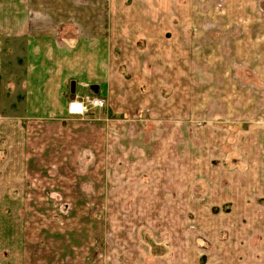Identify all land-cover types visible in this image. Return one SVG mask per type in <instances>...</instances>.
<instances>
[{
  "label": "rangeland",
  "instance_id": "rangeland-1",
  "mask_svg": "<svg viewBox=\"0 0 264 264\" xmlns=\"http://www.w3.org/2000/svg\"><path fill=\"white\" fill-rule=\"evenodd\" d=\"M49 3L46 9L39 10L35 7L27 8L25 0H0V43L3 46L6 45L4 70L0 76V184L3 185L0 188L14 186L9 184L6 174L9 170L15 169L16 163L13 162L15 156L20 157V149L14 148L20 140L17 143L15 140L20 138V132L24 139L27 132L28 164L21 156L20 170L27 169L28 175H25V179L17 180V184L21 183L17 185L15 191L27 188L28 198L32 203L30 210L23 211L22 214L17 210L0 211V264H17L16 259H9L12 248L10 250L8 243H4L3 237H12L21 233L29 236L28 243H25L29 248L28 264H38L36 257L46 256L43 253L50 252L49 250H54L57 254L60 249H66L72 253L68 255L69 259H66L67 256L62 258L63 264L69 261H72V264H75V261L76 264H83L84 255L77 256L76 251L85 250V246L90 244V242L87 244L90 238H92L95 256L102 259V251L107 245V236L114 230L113 223L117 221L115 215L117 213L112 209V203L106 193L107 179L100 180V165L103 164L100 163V151H104L106 164V153L113 148L118 158L125 153L124 151H132L128 152L129 155L127 153L129 158L135 161L147 158L148 162L149 160L152 162L148 166H151L154 171L159 169L162 173L164 170L166 174L173 175L167 180L171 184L165 183L163 186L172 198L176 197L178 182L186 183V187L191 191L190 196L194 194L200 201L205 200L204 204L209 203L213 198L218 199L219 191L224 193L240 186L248 187L250 201L264 205V47L261 49L260 42L257 50L249 52L251 54L249 58L246 57L248 53L246 50L235 49L233 53L220 51V54H225L228 58L233 56V64L228 63L229 65L225 67L227 69L225 76L234 81L232 86L229 83H223V80L219 81L217 90L211 92L216 99L186 98L184 100L186 116L177 118L171 115L168 119L165 109L167 108L169 113L176 111L173 105V93L176 87L173 83L165 85L163 82L164 85H162L160 82L162 73L158 62L161 59V51L159 49L152 51V61L156 64H153L151 68L143 67L146 60L151 61L150 56L145 52L147 41L143 39L144 37L135 38V34L130 33L135 29L129 28L127 34L118 37L119 45L116 49L106 51L103 58L110 74L112 71L120 73L118 80L102 83L106 86V94L101 96L106 99L107 105L90 111L86 116L67 117L63 112L60 115L42 116L40 114L38 117L43 118L41 119L24 113L26 109H24L25 103L22 101V96L14 97V93L22 92L24 85L22 81L28 75V66L24 64L28 50L24 47V39L21 35H6L8 15L11 11L14 16L22 12L26 16L25 20L29 19V21H37L44 17L47 20V26H45L50 30L60 26L61 33L51 34L62 42L58 50L60 59L65 58L61 49H67L66 46L69 45L78 46L84 40L91 38L84 33L82 24L75 23L73 28L70 19L63 16L68 11H75L77 16L79 14L84 16L85 12H88L81 9L85 6L84 3H73L72 0L69 4L63 3L58 20L56 17L52 19L53 16L49 13L51 12L49 9L55 8L58 11V7L53 6V2ZM97 5L99 8L92 9L95 12L94 22H100V2ZM101 5L104 10L102 13L106 16L110 0L109 3L105 1ZM163 5L168 14L164 21L169 28L161 36L153 34L152 43L159 45L162 43L164 48L168 45V54L174 63L170 69H173L176 74L177 61L184 59V51L178 47V37L181 33L178 17L179 2L167 0ZM93 6H95L94 3ZM119 6L123 12H134L133 10L140 9L132 0H124V4L121 2ZM169 17L171 21H168ZM74 20V18L71 19L72 22ZM13 21L21 20L13 19ZM205 25L208 24L205 23ZM160 27L159 24V29ZM97 37L100 40V35ZM257 53L259 56L256 55ZM185 55L192 57V53L186 50ZM75 58L78 66L79 53ZM187 59L186 57L185 60ZM217 61L210 60L215 63ZM208 69L209 67L206 66L205 70ZM151 70L152 73L145 72ZM190 72L189 69L185 70L186 78ZM172 74L174 76L173 72ZM76 76L81 78L78 73ZM77 77L67 78L63 84L65 90H60L63 97L65 92L67 95L70 94L75 81L77 87L74 84L76 91L73 99H83L91 94L89 85L84 80L81 81L82 78ZM244 77L245 81L242 80ZM214 84L211 83V86ZM84 88L90 91L83 93ZM7 93L12 94L10 101H6ZM186 94L189 93L186 92ZM23 96L25 97L24 93ZM71 100H68L67 106ZM162 106L164 113L160 111ZM191 108L198 110L200 114H193ZM178 119L182 124V130L168 129V126L173 127ZM118 125L121 126L120 130ZM100 134L104 136L102 150H100ZM160 135L163 139L166 138L165 135L168 136L166 139L170 142L166 148L157 145ZM11 155L13 163L8 162ZM151 157L154 161L148 159ZM178 162L184 164L183 180L175 178V174H179L175 172ZM108 169L112 170V165H109ZM144 177L151 178V174L148 171L145 174L141 173L134 181L142 183L143 180H147L151 183V179ZM109 182L108 184L112 187L114 180L109 179ZM157 182L158 180L155 181L154 186H157ZM37 188L44 193V196L39 198V202H36ZM256 188L262 191L256 193ZM165 196L164 190L163 193L152 195L153 203L148 205L149 201L146 197L142 198L140 194H137L134 200L123 202L122 205L125 204L121 209L122 217L132 216L133 226L127 228L130 231L126 235L133 236V231L142 236L144 241L145 237H148L150 243L147 245H151L153 253L158 257L161 253L160 248L164 249L166 245L171 256L176 239L175 237L173 239L172 235H177V222L183 213L181 211L178 213L176 209L161 210L160 198L165 203ZM229 202L231 201L224 198L222 208L219 206L215 208L217 206L215 205L210 211H200L199 218L204 221L200 228L196 226V221L198 225L196 213L190 211L184 213L186 231H191L190 236L194 237L191 242L196 248V252L191 254L190 251L189 256L186 255L190 257L187 264H211L208 259V232L210 231L208 222L211 221L212 225L215 222L214 214L219 213H224L230 220L241 219L240 214L234 215L237 213L234 203ZM133 203L146 209H135ZM170 204L169 199V206ZM248 213L251 216L246 217L245 221H251L256 225L258 219L264 221V210ZM10 219L15 223H12ZM154 220L163 221V225L157 223L158 225L148 226L146 224ZM17 222L21 223L22 229ZM26 224H28L27 227ZM165 224L169 225L168 232ZM162 236H165L168 243L164 244ZM14 244L19 249L20 244ZM121 245L128 250L133 247L131 241ZM13 248L16 247L13 246ZM2 250L7 252V256L1 253ZM66 250L61 251L62 256L66 254ZM173 254L175 259V250Z\"/></svg>",
  "mask_w": 264,
  "mask_h": 264
},
{
  "label": "crops",
  "instance_id": "crops-1",
  "mask_svg": "<svg viewBox=\"0 0 264 264\" xmlns=\"http://www.w3.org/2000/svg\"><path fill=\"white\" fill-rule=\"evenodd\" d=\"M72 1L73 3H84L85 6L81 7V9L88 12H85L84 16H80V14L77 16L75 11H68L67 14L63 16L70 19L69 21L73 24V28L75 27V23L78 25L79 23L82 24L81 28L84 33L91 36V38L84 40L78 46L73 47L69 45L66 46L67 49H61L65 57H62L63 59H60L58 51L60 49L59 45H62V42L60 39L57 40L51 36V34H55V32L56 34L61 33L59 30L60 26L53 27L52 30H50L46 27L47 20L44 17L37 21H29V19L25 20L26 16L22 12L14 16L13 11H11L7 18V25L5 28L6 35H21L24 39V47L28 50V55L24 63L28 66V75H24L22 92L19 91L14 93V97L18 98L22 96L24 99H22V101L25 103L24 109H26L24 113L37 116V118H41L38 117L40 114L42 116H46L47 114L60 115L63 112H65L67 117L70 116L67 112L66 104L69 99L71 100L75 97L74 92L76 89L74 88L73 90L72 87L70 94L68 93L67 95V92H65L64 97L60 93V90H65L63 84H65V81L70 76L77 77L76 73L82 78L77 77L78 79H81V81L84 80L87 85H89L91 92L93 91L99 96L105 95L106 86L102 83L118 80L120 73L112 71L110 74L103 58L106 51H114L116 49L117 45H119L117 44L119 42L118 37L127 34L129 28L135 29V31L130 32L132 35L135 34V38L144 37L143 39L147 41L145 52L150 56L149 59L151 61L146 60L143 67L148 68L150 66L151 68L153 64H156L152 61V51L158 49L161 51L160 62L157 61L162 73L160 82L162 85H164L163 82L165 85L173 83L176 87V91L173 93V105H175L176 114L169 113L166 108L165 113L168 119L171 115L177 116V118L186 116V108L184 107V100L186 98L191 100L200 98H206L208 100L216 99V96L211 95V92L217 90L216 88L218 87L219 81L223 80V83H229L232 86L234 81L225 76L227 72L225 67L229 65L228 63L233 64V56L228 58L225 54H220V51L225 53L229 51L233 53L235 49L246 50L248 52L246 57L249 58L251 57L249 52L257 50L259 42L261 44V49L264 47V0H178V17L181 25L178 47L183 49L184 59H182V61H177V71L175 74L173 69H170L174 63L170 60L168 45L164 48L162 43L160 45L158 43H152L153 34L161 36L169 28L166 21H164V18H166L168 14L166 13L163 3L167 0H132V2L140 8L138 10H133L134 12H123L119 9L121 8L119 4H121V2L124 4V0H110V7H108L106 16L102 13L104 10L101 3L105 1L109 3V0ZM25 2L27 8L35 7L39 10L40 8L43 10L46 9L45 7L50 4L49 2H53V6H57L58 11L55 10V8L49 9V11H51L49 13L50 16H53L52 19L56 17V20H58V17L61 16L60 7H62L63 3L69 4L71 0H25ZM99 2L101 13L100 22H94L95 12H93L92 9L99 8L97 5ZM93 3L95 6H93ZM73 18L75 19L74 22L71 21ZM13 19H20L21 21H13ZM168 21H171L170 17ZM205 23L208 25H205ZM159 24L161 25L160 29ZM98 35H100V40L97 37ZM5 48L6 45L3 46L0 43V76L4 70ZM185 50L191 52L192 57L190 55L186 56ZM76 52L79 53L78 66L76 65ZM256 55L259 56L258 53ZM186 57L188 58L187 60H185ZM211 59H216L218 61L216 63L210 62ZM206 66L209 67L208 70H205ZM187 69L191 72L186 78L185 70ZM145 72L152 73V70ZM242 80L245 81V77L242 78ZM73 83H75V87H77L76 81ZM211 83H215L214 86H211ZM90 90L84 88L83 93H88ZM186 92L189 94H186ZM6 97V101H10L12 94L7 93ZM208 105L210 104L208 103ZM160 111L164 113L163 106L160 108ZM191 112L193 114H200L199 111L194 108H191ZM211 112L213 113V111ZM87 114L89 115V113ZM71 116L74 117V115ZM120 127L121 126L118 125L119 130ZM169 128H173V130H182V124L178 119V121L174 123V126H168V129ZM165 136L168 138L167 135ZM166 138L163 139L162 135H160L157 139V142H159L157 145L166 148L170 142L169 139ZM19 140V144H15L14 148L18 147L20 149V157L22 156L23 161L28 164L27 132L24 135V139L20 132V138L15 140V143ZM103 145L104 136L100 134V150H102ZM124 152L122 156H119L117 152L120 157L118 158L113 148L112 151L106 153L105 164L104 151H100V163H103L100 165V180L107 179L106 193L109 196L108 199L112 203V209L117 213L115 214L117 216V221L113 223L114 230L107 236V245L105 246L106 249L104 248L102 251V259L95 256L92 238L87 242V244L89 242L90 244L85 246V250L78 249L76 251V253H78L77 256L84 255L83 264H187L190 258L187 257L189 256L188 253L190 251L191 254L196 252V248L191 242V239L194 238L190 236L191 231H186L184 213L186 211L196 213L195 218L198 220V225L196 221V226L200 228V225L203 224L204 221L199 218V212L203 210L210 211L215 205H217L215 208L218 206L222 208L221 206L224 198L231 201L229 203H234L235 210L237 211L234 215L238 216V214H240L242 220H230L224 213H219L214 214L215 222L212 225L211 221L208 222L210 227V231L208 232V259L211 261V264H264V221H259L258 219L257 225L251 223V221H245L246 217L250 218L251 216L248 212H262L264 210V205L250 201L248 198V187L239 186L224 193L219 191L218 199L213 198L212 201L204 204L205 200L200 201L194 194L192 197L190 196L191 191L186 187V183L178 182L176 197L172 198L163 186L165 183L171 184V182L167 180L171 179L173 175L166 174L164 170H162L163 174L159 169L154 171L151 169V166H148L149 163L152 162L150 160L148 162L147 158L135 161L128 156V152L132 151ZM147 153H149V151ZM20 157L17 155L15 156L13 160V162L16 163L15 169L9 170L6 174L9 184L14 186L6 189L0 188L1 212H5L7 209L9 211H20L22 214L23 211L28 212L32 207V203L28 198L29 190L27 188H20L18 192L15 191L18 187L17 185L21 183L19 182L17 184V180L25 179V175H28L27 169H25V171L20 170V163H22ZM148 159L153 160L152 157ZM8 162H12V155ZM105 165L106 167L104 168ZM109 165H112V170L108 169ZM146 171L151 174V178H144L151 179L152 186L147 180H143L142 183L134 181L137 179V175L141 173L145 174ZM175 172H179V174H175V178L183 180L184 164L178 162ZM241 178H243V176ZM109 179L114 180L112 187L108 184L110 183ZM156 180H158L157 186H154ZM245 184H247V182ZM0 186L3 185L0 184ZM153 187L157 188L155 192V188ZM163 190L166 194L165 203H163L160 198V209L167 211L176 209L178 213L179 211L183 213L182 216L179 214L181 219L179 218L180 220L177 222V235H172V238L174 239L175 237L176 239L173 243L174 248L172 249L171 256H169V248L166 245L164 249L160 248L161 253L158 257L153 253L151 245H147L150 243L148 237H145L144 241L142 236L137 235L135 232L133 233V231V236L126 235V233L130 231L127 228L133 226L132 216L128 215V217H122L123 213L121 209L125 204L122 205L123 202L134 200V196L137 194H140L142 198L146 197V200L149 201L148 205H151L153 203L152 195L159 194L160 192L163 193ZM259 191H262V189L256 188V193H259ZM195 193L199 192L195 191ZM228 193L231 194V196H229ZM36 194L38 196L36 202H39V198L42 195L44 196V193L41 189L37 188ZM224 194L228 196L224 197ZM32 196L34 200L35 194L33 193ZM110 197H112V199H110ZM169 199L171 200L170 206ZM233 199L237 200L234 201ZM133 204L135 205V209H146V207H138L135 203ZM10 221L15 223L11 219ZM157 223L163 225V221L160 220L146 222L148 226L158 225ZM17 225L22 229L20 222H17ZM27 226L28 224H26V227ZM165 226L168 232L169 225L165 224ZM162 232L165 234L164 230H162ZM162 237L164 238V244L168 243L165 236ZM27 239H29V236L23 233L12 237H3L4 243H8L10 250L12 248L9 259H16L17 264H28L29 254L27 253L29 248L25 244L28 243ZM128 241L133 243L131 250L121 245ZM14 243L20 244L19 249H17ZM161 244L163 243L161 242ZM13 246L16 248L14 249ZM62 250L66 249H60L57 251V254L54 250H49L50 252L43 253L46 256L36 257V259H38V264H63V262H61L62 258L67 256L66 259H69L68 255L72 253L66 250V254L62 256ZM174 250L175 259L173 256ZM1 253L7 256V252H4V250H2ZM48 259L53 260L47 261ZM58 260H60V262H58ZM74 263L76 264V261ZM67 264H72V261L67 262Z\"/></svg>",
  "mask_w": 264,
  "mask_h": 264
},
{
  "label": "built area",
  "instance_id": "built-area-1",
  "mask_svg": "<svg viewBox=\"0 0 264 264\" xmlns=\"http://www.w3.org/2000/svg\"><path fill=\"white\" fill-rule=\"evenodd\" d=\"M107 105V101L97 93L91 92V95L83 99H72L67 106L69 115L84 116L94 109H100Z\"/></svg>",
  "mask_w": 264,
  "mask_h": 264
},
{
  "label": "water",
  "instance_id": "water-1",
  "mask_svg": "<svg viewBox=\"0 0 264 264\" xmlns=\"http://www.w3.org/2000/svg\"><path fill=\"white\" fill-rule=\"evenodd\" d=\"M74 84H75V83H73V90H74Z\"/></svg>",
  "mask_w": 264,
  "mask_h": 264
}]
</instances>
